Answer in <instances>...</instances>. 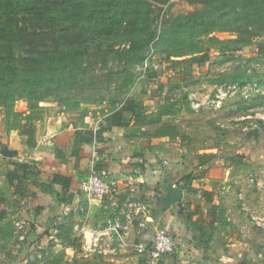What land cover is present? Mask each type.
Instances as JSON below:
<instances>
[{"label":"rangeland","instance_id":"rangeland-1","mask_svg":"<svg viewBox=\"0 0 264 264\" xmlns=\"http://www.w3.org/2000/svg\"><path fill=\"white\" fill-rule=\"evenodd\" d=\"M199 1L172 0L166 6H154L150 19L156 38L146 50L133 56L123 59L118 55L119 50L128 46L122 36L112 39L88 36L80 45L84 49L80 60L64 62L58 71H52L43 63L35 66L36 70L31 74L24 69L34 68L36 64L32 62L26 44L32 33L35 32L32 37L34 49L53 50L59 44L53 39L60 31L57 25L45 21L16 18L14 22L25 28L29 37L11 45L14 55L11 64L20 70V80L11 90L13 114L8 126H5L1 114L0 123L21 138L20 131L12 125H23L29 117L35 119L38 130L43 124L46 131H56L61 123L81 125L79 122L82 121L83 125L86 124L89 114L114 113L126 100L140 102L147 114L157 110V103L167 104L171 114L163 117L161 125L177 132L169 143L178 147L181 163L185 164L188 179L183 183L186 193L201 197L204 193L212 194L224 205L239 202L238 207L246 214L250 226L263 231L260 234L264 236V56H256L254 45L264 40V24L260 29L248 30L250 34L244 30L242 35L225 30L192 38L178 32L177 25H183V17L201 7ZM243 23H247L246 20ZM252 31H257L260 36L251 37ZM247 39L250 44L245 43ZM205 46L210 47V60L206 65L194 66L188 75L171 71L169 65L172 62L167 61L169 56H188ZM233 47L236 50L232 56L220 55ZM139 56L144 58L141 63L136 60ZM244 74L252 81H262L261 85L257 84L261 93L250 94V100H257L256 107L238 111L245 103L241 95H245L243 91L240 94L238 89L235 90L232 81ZM40 97H43L42 101H38ZM128 127L137 142L155 143L158 125L147 120L139 125L130 123ZM8 142L7 138L6 144ZM2 149L0 151L10 153L8 146ZM235 156L240 157L239 168L227 176L226 168L231 166V158ZM226 183L234 184L229 189ZM206 185L209 186L205 190ZM209 188L211 192H207ZM224 198L229 202H223ZM209 205L207 201L204 203V207ZM252 207L258 212L251 211ZM210 212L222 221V209L212 206ZM14 221L9 215L0 222L1 251L15 231ZM259 252L264 255V250ZM2 255L0 252V264L4 260ZM242 264H249L246 255Z\"/></svg>","mask_w":264,"mask_h":264},{"label":"crops","instance_id":"crops-1","mask_svg":"<svg viewBox=\"0 0 264 264\" xmlns=\"http://www.w3.org/2000/svg\"><path fill=\"white\" fill-rule=\"evenodd\" d=\"M89 115L84 125L61 123L56 131L40 125L33 148L0 123V148L8 146L11 153L0 156V194L6 191L5 171L12 163L38 171L27 182L26 209L7 215L14 226L19 219L27 226L24 231L15 226L4 251L0 249L1 264H144L137 248L148 247L157 228L166 229L174 243L173 253L160 264H242L245 255L249 264H264L259 252L264 250L263 231L250 226L239 202L224 205L212 194L186 193V167L170 138L156 137L153 145L137 142L129 127L112 124L113 112ZM89 132L93 139L85 143L82 138ZM92 171L111 182L115 197L82 194L81 183ZM236 171L227 167L226 175ZM168 183L182 192L181 213L172 206L158 214ZM224 184L230 189L234 183ZM226 199L223 202H229ZM212 206L223 210L222 221L211 214ZM95 237L98 243H93Z\"/></svg>","mask_w":264,"mask_h":264},{"label":"trees","instance_id":"trees-1","mask_svg":"<svg viewBox=\"0 0 264 264\" xmlns=\"http://www.w3.org/2000/svg\"><path fill=\"white\" fill-rule=\"evenodd\" d=\"M172 0H0V114L5 126L13 114L12 102L14 95L12 87L20 80L19 69L11 64L14 58L11 45L15 41L26 40L29 35L26 29L21 28L14 21L18 17L38 19L52 25H57L60 33L55 37L59 44L55 49L36 50L34 48V33L26 44L30 48L29 54L34 68H25L30 74L34 73L37 66L47 64L52 71H58L64 62L75 63L80 60L84 49L80 47L88 36L96 39H112L122 36L128 46L119 50L121 58H128L135 53L147 49L149 43L156 36L151 30L150 15L154 6H166ZM201 7L183 17V25H177V31L192 38L202 37L215 31L234 30L240 35L244 30L260 29L264 24V0H201L197 2ZM247 23H243V22ZM244 25L246 27H244ZM248 28V29H247ZM250 34V33H248ZM175 34L173 35V37ZM251 37H259L257 31H252ZM173 40V39H171ZM7 43V44H4ZM77 43L78 45H74ZM250 44V39H247ZM4 45L5 48H4ZM255 54L258 58L264 56V40L254 43ZM41 48V47H40ZM101 51V48H98ZM220 52V49H218ZM236 50L233 47L221 56H232ZM210 47L205 46L201 51L193 52L188 56H169V68L178 75L191 74L194 66L206 65L210 60ZM68 59L64 61L66 55ZM137 58V59H136ZM138 62H143V56L136 57ZM172 59V60H171ZM36 66V67H35ZM241 78H245L242 81ZM257 82V83H256ZM252 81L247 75L234 78L235 88L241 89L247 84H262L261 80ZM242 97V96H241ZM40 97L38 101H42ZM242 99L244 105L238 108L243 111L258 105L257 100ZM61 100V99H60ZM261 105V103L259 104ZM171 107V106H170ZM16 114V113H15ZM168 105L157 103V110L149 112L143 105L135 100H126L124 105L111 116L112 124L128 127L130 123L139 125L147 120L159 126L155 137H176L177 132L170 127H163V117L170 116ZM35 119L29 117L23 125H12L18 129L28 148L35 147L38 128ZM173 131V132H171ZM93 134L89 132L82 138L89 143ZM239 157V156H238ZM237 156L231 158V168L238 169L240 161ZM240 158V157H239ZM203 164V163H202ZM246 167H244L245 169ZM38 171L31 165L12 163L5 171L6 191L0 194V222L9 212L25 210L27 207L28 190L27 182Z\"/></svg>","mask_w":264,"mask_h":264},{"label":"built area","instance_id":"built-area-1","mask_svg":"<svg viewBox=\"0 0 264 264\" xmlns=\"http://www.w3.org/2000/svg\"><path fill=\"white\" fill-rule=\"evenodd\" d=\"M237 88H235L236 90ZM239 93L243 91L244 95H241L244 99H248L250 94H260L261 88L255 84H247L246 86L238 89ZM248 96L246 97V95ZM194 108V105H191ZM80 190L83 195L88 198H102V197H115L116 190L111 184V182L106 181L100 178L95 172H90L86 180L81 183ZM116 194V195H115ZM126 207V206H125ZM128 209V207H127ZM63 215H66L68 212L66 210L61 212ZM123 214V212H121ZM111 229L113 226L111 223H108ZM17 231H24L27 226V222L24 219H19L15 224ZM20 239H24L23 236H20ZM99 239L95 237L93 243H98ZM174 251V243L171 235L166 229L157 228L151 236L149 246L140 245L137 248V253L143 257L144 264H160L162 258L166 255L172 254Z\"/></svg>","mask_w":264,"mask_h":264},{"label":"water","instance_id":"water-1","mask_svg":"<svg viewBox=\"0 0 264 264\" xmlns=\"http://www.w3.org/2000/svg\"><path fill=\"white\" fill-rule=\"evenodd\" d=\"M3 156H11V153L0 151ZM182 192L172 183H168L164 188V195L159 199L158 214L169 210L172 206L179 207V212H182Z\"/></svg>","mask_w":264,"mask_h":264}]
</instances>
